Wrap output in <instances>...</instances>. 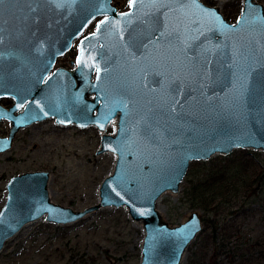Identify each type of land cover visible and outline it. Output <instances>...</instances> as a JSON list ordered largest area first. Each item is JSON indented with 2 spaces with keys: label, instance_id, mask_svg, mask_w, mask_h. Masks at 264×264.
<instances>
[{
  "label": "water",
  "instance_id": "water-1",
  "mask_svg": "<svg viewBox=\"0 0 264 264\" xmlns=\"http://www.w3.org/2000/svg\"><path fill=\"white\" fill-rule=\"evenodd\" d=\"M111 1L0 0V97L14 101L0 105V121L10 122L0 152L20 128L49 117L100 131L117 120L115 133L100 138L97 154L112 152L116 161L96 204L74 210L54 203L47 171L9 178L0 251L41 217L64 225L99 208L124 206L144 229L141 264H181L203 228L201 216L194 210L170 226L158 198L179 191L191 161L234 149L264 151V68L252 73L241 95L252 59L264 58L261 4L243 0L238 24L200 0H144L120 13ZM97 18L94 32L78 42L74 66L51 72ZM207 48L214 54L206 67Z\"/></svg>",
  "mask_w": 264,
  "mask_h": 264
},
{
  "label": "rangeland",
  "instance_id": "rangeland-1",
  "mask_svg": "<svg viewBox=\"0 0 264 264\" xmlns=\"http://www.w3.org/2000/svg\"><path fill=\"white\" fill-rule=\"evenodd\" d=\"M209 7H217L230 23L239 17L243 0H200ZM264 9V0H255ZM119 12L128 10L129 0H112ZM95 19L73 42L71 49L58 58L52 68H72L79 40L93 33ZM50 72V73H51ZM6 102L8 101H2ZM9 122H4L0 132L8 131ZM117 120L109 122L103 131L95 125L79 127L75 124H57L54 117L34 122L20 128L9 149L0 152V208L6 200L5 185L10 177L31 171H47L49 198L64 207L83 210L99 199V187L104 177L110 175L116 161L112 152L97 154L101 135H113ZM249 149V148H247ZM234 149L230 154H214L206 160L189 163L179 191H166L156 202L157 209L170 226L183 221L192 211L185 197V181H196L206 177L217 165L231 161L234 169L241 160L242 152ZM255 153V161L264 169V151L249 149ZM243 175L236 184L232 179L229 190V225L231 236L229 250L245 252L250 261L242 263L238 256L229 264H264V173L253 174V185H242ZM235 181V182H234ZM244 209H250L243 213ZM144 229L134 221L127 208L104 207L91 212L72 223L54 224L44 217L25 224L16 234L6 240L0 251V264H141V247ZM202 235L188 245L181 264H187L188 255L199 245Z\"/></svg>",
  "mask_w": 264,
  "mask_h": 264
},
{
  "label": "trees",
  "instance_id": "trees-1",
  "mask_svg": "<svg viewBox=\"0 0 264 264\" xmlns=\"http://www.w3.org/2000/svg\"><path fill=\"white\" fill-rule=\"evenodd\" d=\"M227 16V21L231 20ZM243 154L238 165L234 169L230 167L231 161L217 165L206 177L196 181H185V197L191 208H200L203 211L201 218L203 228L199 234L202 235L199 245L191 250L188 255L187 264H229V254L232 259L238 256L242 263L250 261L245 252L229 250V238L231 228L229 225V190L232 179H236L240 185V178L245 175L248 185H253V174L264 173L263 167L256 162L255 153L249 149L240 150ZM183 182V181H182ZM181 182V183H182ZM235 182V181H234ZM246 184V178L243 184ZM264 206V197L261 204ZM250 209H244L243 213ZM257 264H262L257 263Z\"/></svg>",
  "mask_w": 264,
  "mask_h": 264
},
{
  "label": "snow or ice",
  "instance_id": "snow-or-ice-1",
  "mask_svg": "<svg viewBox=\"0 0 264 264\" xmlns=\"http://www.w3.org/2000/svg\"><path fill=\"white\" fill-rule=\"evenodd\" d=\"M143 2H144V0H129V7L131 8L136 3H143ZM152 2L153 3H157L158 0H152ZM206 11H208L209 14H211L213 16H216V13H215L214 10H206ZM123 15H131V13H125ZM242 17H243V13H242ZM217 19H219V17H217ZM259 19L261 20V22H264V16H260ZM237 23L238 24L240 23V19L237 20ZM205 51L208 54L207 57H206V60H205V65L207 67V66H210L212 64L211 56L214 53H213V50L211 48H207ZM245 59H247V57H245ZM237 62H238V60L234 57L233 64H235ZM259 68H264V58H253L249 69L246 71V73H245V75L243 77L244 83H243V87L241 89V95L242 96L245 95L248 92V90H249V85L251 83V75H252V73L255 72ZM233 75H236L235 70L233 71ZM174 103L175 104H179V100H176ZM175 110H176L175 107H172L171 111L175 112Z\"/></svg>",
  "mask_w": 264,
  "mask_h": 264
},
{
  "label": "flooded vegetation",
  "instance_id": "flooded-vegetation-1",
  "mask_svg": "<svg viewBox=\"0 0 264 264\" xmlns=\"http://www.w3.org/2000/svg\"><path fill=\"white\" fill-rule=\"evenodd\" d=\"M127 11V10H126ZM119 12V11H118ZM123 12H125V11H123ZM120 13V12H119ZM101 19V18H100ZM67 53V52H66ZM65 53V54H66ZM64 55V54H63ZM62 55V56H63ZM62 56H60V57H62ZM60 57H58V58H60ZM57 58V59H58ZM56 59V60H57ZM72 62V61H71ZM71 62H70V65H71ZM72 66V65H71ZM54 67V66H53ZM58 67H62V66H58ZM55 68H57V67H55ZM54 68V69H55ZM64 68H67V67H64ZM2 101H8V103L9 104H7L6 102H2ZM13 99L12 98H10V97H6V96H3V97H0V105L1 106H3V107H5V108H9L12 104H13ZM4 122H9L8 120H5V119H2L1 121H0V129H1V127H2V124L4 123ZM9 124H10V122H9ZM9 129H10V127L8 128V131H6V132H0V137H6L7 135H8V133H9Z\"/></svg>",
  "mask_w": 264,
  "mask_h": 264
}]
</instances>
